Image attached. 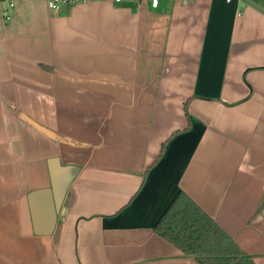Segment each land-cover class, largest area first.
Returning a JSON list of instances; mask_svg holds the SVG:
<instances>
[{
	"label": "crops",
	"instance_id": "0c3cea01",
	"mask_svg": "<svg viewBox=\"0 0 264 264\" xmlns=\"http://www.w3.org/2000/svg\"><path fill=\"white\" fill-rule=\"evenodd\" d=\"M48 2L0 0V264H200L181 194L264 264V0Z\"/></svg>",
	"mask_w": 264,
	"mask_h": 264
},
{
	"label": "trees",
	"instance_id": "16d2710c",
	"mask_svg": "<svg viewBox=\"0 0 264 264\" xmlns=\"http://www.w3.org/2000/svg\"><path fill=\"white\" fill-rule=\"evenodd\" d=\"M156 232L200 264H255L186 194L174 202Z\"/></svg>",
	"mask_w": 264,
	"mask_h": 264
},
{
	"label": "built area",
	"instance_id": "2783aa9c",
	"mask_svg": "<svg viewBox=\"0 0 264 264\" xmlns=\"http://www.w3.org/2000/svg\"><path fill=\"white\" fill-rule=\"evenodd\" d=\"M90 1L91 0H49L48 6L50 11H52L54 14H58L64 8H69L80 3H88ZM113 1H115L116 3H122L124 0H113ZM129 1L146 2L149 3L152 8H157L161 2V0H129ZM227 1L230 2L231 0H227Z\"/></svg>",
	"mask_w": 264,
	"mask_h": 264
}]
</instances>
